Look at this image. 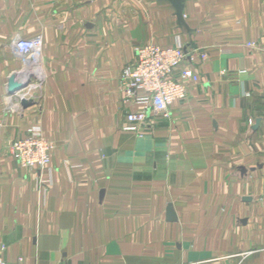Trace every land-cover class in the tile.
<instances>
[{
    "label": "crops",
    "instance_id": "crops-1",
    "mask_svg": "<svg viewBox=\"0 0 264 264\" xmlns=\"http://www.w3.org/2000/svg\"><path fill=\"white\" fill-rule=\"evenodd\" d=\"M182 17L190 32L168 0H0L4 264H264V0H183ZM35 36L25 64L14 41ZM145 44L181 46L192 77L125 130L119 75ZM10 75L30 80L9 94ZM33 128L43 169L10 150Z\"/></svg>",
    "mask_w": 264,
    "mask_h": 264
},
{
    "label": "built area",
    "instance_id": "built-area-1",
    "mask_svg": "<svg viewBox=\"0 0 264 264\" xmlns=\"http://www.w3.org/2000/svg\"><path fill=\"white\" fill-rule=\"evenodd\" d=\"M13 46L23 63L29 64L39 56L41 38L18 37ZM185 56L181 46L145 44L136 48L134 61L125 65L119 75L124 102L138 106L127 114L125 130L137 131L150 111L166 116L171 103L186 97V81L192 77V69L184 65ZM178 69L176 77L174 71ZM53 149V143L39 128L30 129L10 145L13 158L26 168H45Z\"/></svg>",
    "mask_w": 264,
    "mask_h": 264
},
{
    "label": "water",
    "instance_id": "water-1",
    "mask_svg": "<svg viewBox=\"0 0 264 264\" xmlns=\"http://www.w3.org/2000/svg\"><path fill=\"white\" fill-rule=\"evenodd\" d=\"M168 1H170V3L173 5L175 9V15H176L177 22L179 23V25H183L187 29V31L190 32L189 28L187 27L182 17L183 0H168ZM29 80H30V75H27L26 80L23 82L15 81L14 75H10V77L8 78V83H7V92L9 94H15L16 92L26 87ZM20 103L22 107L27 106V102L24 99H22Z\"/></svg>",
    "mask_w": 264,
    "mask_h": 264
}]
</instances>
